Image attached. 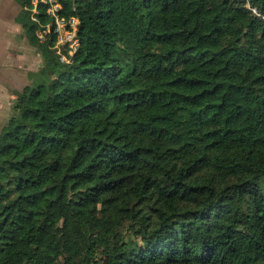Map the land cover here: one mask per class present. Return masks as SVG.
<instances>
[{
	"label": "trees",
	"instance_id": "trees-1",
	"mask_svg": "<svg viewBox=\"0 0 264 264\" xmlns=\"http://www.w3.org/2000/svg\"><path fill=\"white\" fill-rule=\"evenodd\" d=\"M15 1L0 264H264V0Z\"/></svg>",
	"mask_w": 264,
	"mask_h": 264
},
{
	"label": "crops",
	"instance_id": "crops-1",
	"mask_svg": "<svg viewBox=\"0 0 264 264\" xmlns=\"http://www.w3.org/2000/svg\"><path fill=\"white\" fill-rule=\"evenodd\" d=\"M20 6L15 0H0V107L13 102L14 90H20L26 83L29 71L42 65V58L25 36L20 24L15 20ZM25 84L18 88L16 81ZM28 81V77H27ZM13 100V101H12ZM6 122V121H5Z\"/></svg>",
	"mask_w": 264,
	"mask_h": 264
},
{
	"label": "built area",
	"instance_id": "built-area-1",
	"mask_svg": "<svg viewBox=\"0 0 264 264\" xmlns=\"http://www.w3.org/2000/svg\"><path fill=\"white\" fill-rule=\"evenodd\" d=\"M36 1V0H35ZM50 3L48 12L55 18L54 33L57 34L56 49L57 53L60 54V60L64 62H69L70 58L63 52L65 47H67L68 55H72L78 48L79 39L75 34L76 20L74 18L70 19L68 22L69 27L66 28V21L63 18H58L56 12L59 9L58 5L54 0H43ZM244 6L254 15L262 17L260 12L255 6H252L248 0H243ZM35 11V10H34ZM264 19V17H262ZM35 20V18H33ZM50 29L47 27L44 30L38 31L37 35L40 39H44Z\"/></svg>",
	"mask_w": 264,
	"mask_h": 264
},
{
	"label": "rangeland",
	"instance_id": "rangeland-1",
	"mask_svg": "<svg viewBox=\"0 0 264 264\" xmlns=\"http://www.w3.org/2000/svg\"><path fill=\"white\" fill-rule=\"evenodd\" d=\"M25 80H26L25 81V83H26L27 77H25ZM25 83L23 81H20L19 77H18V79L16 81V87L21 88ZM15 98H16V96H15ZM13 103H14V101L8 102L7 107H5L3 109H1V107H0V127L5 123V121L8 119V117L11 115Z\"/></svg>",
	"mask_w": 264,
	"mask_h": 264
}]
</instances>
